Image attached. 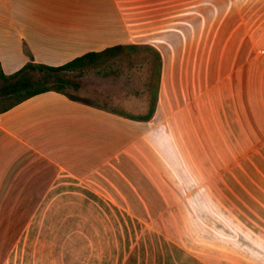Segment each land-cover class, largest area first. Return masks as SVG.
<instances>
[{
	"label": "crops",
	"instance_id": "1",
	"mask_svg": "<svg viewBox=\"0 0 264 264\" xmlns=\"http://www.w3.org/2000/svg\"><path fill=\"white\" fill-rule=\"evenodd\" d=\"M116 45L161 56L148 120L52 91L0 114V264H91L98 245L125 251L102 263H127L130 245L153 264H205L136 233L143 193L264 180V0H0L5 75ZM111 219L123 237H106Z\"/></svg>",
	"mask_w": 264,
	"mask_h": 264
},
{
	"label": "rangeland",
	"instance_id": "2",
	"mask_svg": "<svg viewBox=\"0 0 264 264\" xmlns=\"http://www.w3.org/2000/svg\"><path fill=\"white\" fill-rule=\"evenodd\" d=\"M156 75L155 56L143 49H128L96 69L60 74L70 81L67 94L137 119L148 117L152 111ZM28 76L36 82L45 78L40 72ZM263 195L264 180L240 182L239 193H143L142 227L136 233L144 228L146 235L160 236L205 264H264ZM163 201L167 203L164 208ZM127 223L128 238L134 237L135 229L129 220ZM117 230L119 226L111 219V232L106 237H123ZM147 249L129 245L128 255L132 258L128 256L125 264H153ZM124 253L123 247L118 252L98 245L96 251H91V259L96 258L91 264H124L97 261L104 255Z\"/></svg>",
	"mask_w": 264,
	"mask_h": 264
},
{
	"label": "trees",
	"instance_id": "3",
	"mask_svg": "<svg viewBox=\"0 0 264 264\" xmlns=\"http://www.w3.org/2000/svg\"><path fill=\"white\" fill-rule=\"evenodd\" d=\"M128 49H143L145 51L153 53V55L155 56L157 75L156 91L152 107L153 111L157 97V85L160 79L162 68V59L160 54L155 49L148 46L116 45L106 48L100 52L86 53L60 67H49L45 65L33 64L30 62L11 75H5L0 67V114L10 110L14 106L24 102L31 97L50 91L63 94L71 101H75L85 105H92L67 94L66 87L70 85V81L62 78L60 74L75 71L83 72L88 69H96L106 64L107 62H110L123 55ZM30 72L43 73L45 78H43L42 81H33L28 76V73ZM52 78H54V81H49V79ZM152 111L148 117L138 120H148L152 114Z\"/></svg>",
	"mask_w": 264,
	"mask_h": 264
}]
</instances>
